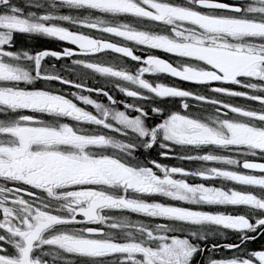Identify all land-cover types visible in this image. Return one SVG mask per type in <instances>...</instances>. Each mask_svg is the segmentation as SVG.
I'll return each mask as SVG.
<instances>
[{"label": "snow or ice", "instance_id": "obj_1", "mask_svg": "<svg viewBox=\"0 0 264 264\" xmlns=\"http://www.w3.org/2000/svg\"><path fill=\"white\" fill-rule=\"evenodd\" d=\"M256 240L264 0H0V264H264Z\"/></svg>", "mask_w": 264, "mask_h": 264}, {"label": "flooded vegetation", "instance_id": "obj_2", "mask_svg": "<svg viewBox=\"0 0 264 264\" xmlns=\"http://www.w3.org/2000/svg\"><path fill=\"white\" fill-rule=\"evenodd\" d=\"M38 39V47L37 49H34L32 47L34 46H27L33 50H42L44 48H51V49H54V50H59L60 48V44L58 42H55V41H52V40H46L44 38H40V37H37ZM156 54L158 56H160L161 58H164V59H168V60H173L174 58L169 56L168 54H165L163 52H160V51H157ZM146 78L148 79H153V77L151 76H148L146 74ZM160 80L164 83H178V84H182L183 82H179V81H174L173 78L171 77H166V76H161L160 77ZM183 86H188V85H183ZM117 95V98L118 99H123L124 97H122L121 95H119L118 93L116 94ZM105 103L107 102L106 100L104 101ZM83 106V105H81ZM89 110H92L90 108V106H87ZM165 163H168L170 165H180L181 162L180 161H176V160H166L164 161ZM184 167H192L193 165H190V164H187V163H184L183 164ZM229 240H232L234 239V237L232 235H229L228 237ZM250 249L252 250H262L264 249V240H256V241H252L250 243Z\"/></svg>", "mask_w": 264, "mask_h": 264}, {"label": "trees", "instance_id": "obj_3", "mask_svg": "<svg viewBox=\"0 0 264 264\" xmlns=\"http://www.w3.org/2000/svg\"><path fill=\"white\" fill-rule=\"evenodd\" d=\"M38 38H32V39H25L23 37H20L18 36V39H17V45L18 46H24V47H27V46H34L32 48L34 49H37L38 47Z\"/></svg>", "mask_w": 264, "mask_h": 264}]
</instances>
